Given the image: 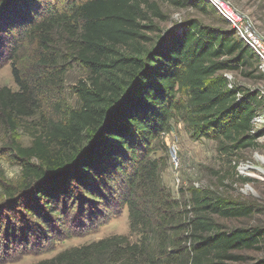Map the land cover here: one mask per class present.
I'll use <instances>...</instances> for the list:
<instances>
[{
	"label": "trees",
	"instance_id": "16d2710c",
	"mask_svg": "<svg viewBox=\"0 0 264 264\" xmlns=\"http://www.w3.org/2000/svg\"><path fill=\"white\" fill-rule=\"evenodd\" d=\"M162 2L207 18L163 31ZM217 16L206 0H0V65L10 63L18 86L0 87V123L21 171L18 184L0 180L2 258L123 207L129 235L34 264H236L251 259L240 251L262 248L264 228L229 225L250 218L254 204L197 188L176 197L162 181L165 157L154 155L176 120L230 161L259 146V89L227 77L252 76L258 60ZM71 58L87 72L76 106L63 94ZM25 120L26 146L13 134Z\"/></svg>",
	"mask_w": 264,
	"mask_h": 264
},
{
	"label": "rangeland",
	"instance_id": "374dc122",
	"mask_svg": "<svg viewBox=\"0 0 264 264\" xmlns=\"http://www.w3.org/2000/svg\"><path fill=\"white\" fill-rule=\"evenodd\" d=\"M225 1L234 10L245 16L255 30L264 36V0ZM160 7L165 14V20L160 21L158 25L163 31L178 27V24L184 19L207 18L190 5L177 8L170 2H162ZM217 17L221 18L222 16ZM225 22L227 21L225 20ZM227 24L229 28H232L228 22ZM70 60L64 77L63 94L70 105L76 106L77 96L74 87L79 80L86 79L87 72L79 62L72 58ZM254 66H257V63H254ZM254 66L248 68L247 71L253 70ZM251 74L252 76H246L239 71H234L228 73V77L232 82L242 87L264 89V77L260 71L256 69ZM2 86H7L13 91L18 90L12 76L11 65L6 61L0 65V87ZM257 116H264V108L259 111ZM255 122L254 126L257 129L264 130V122ZM26 124L28 122L23 121L13 133L18 142L24 146L29 145L31 141L29 131L25 128ZM11 135L8 128L0 123V180L3 178L5 182L15 185L21 181V171L20 166L10 156L7 148ZM257 140L259 144L257 149L245 150L239 154L238 159L230 161L217 152L215 141L191 139L183 123L176 120L172 122L170 132L164 134L162 141L157 143L158 149L154 155L164 156L166 159L162 171V181L170 188L174 196L187 200L191 190L197 188L207 189L225 199L252 203L256 209L250 218L232 221L229 222V225L244 224L264 228V133ZM173 150L177 157V166L171 162L170 151ZM243 178H250V180L244 181ZM2 201L3 196L0 195V202ZM112 211L113 214L109 219L101 220L97 225H90L83 229L70 227L62 234L53 237L52 240L32 242L27 246L18 245L3 258L1 253L0 264H34L41 259L50 258L68 247L83 245L111 234L129 235L126 207L115 208ZM131 238L135 240L136 235L132 234ZM261 244L262 248L259 250L239 252L251 258L245 262L264 260V237Z\"/></svg>",
	"mask_w": 264,
	"mask_h": 264
},
{
	"label": "built area",
	"instance_id": "2783aa9c",
	"mask_svg": "<svg viewBox=\"0 0 264 264\" xmlns=\"http://www.w3.org/2000/svg\"><path fill=\"white\" fill-rule=\"evenodd\" d=\"M207 1L212 4L217 13L222 16L231 25V27H234L236 29V36L249 48V50L257 58V68L261 73L264 74V36L255 30V28L251 25V23L245 16L234 10L231 5L225 0ZM258 97L264 101V89H259ZM256 120L264 122V116H257L253 121V126ZM170 155L171 162L174 166H177L178 162L175 151H170Z\"/></svg>",
	"mask_w": 264,
	"mask_h": 264
},
{
	"label": "water",
	"instance_id": "95a60500",
	"mask_svg": "<svg viewBox=\"0 0 264 264\" xmlns=\"http://www.w3.org/2000/svg\"><path fill=\"white\" fill-rule=\"evenodd\" d=\"M231 31L235 33L236 32V29L234 27H232L231 28Z\"/></svg>",
	"mask_w": 264,
	"mask_h": 264
}]
</instances>
